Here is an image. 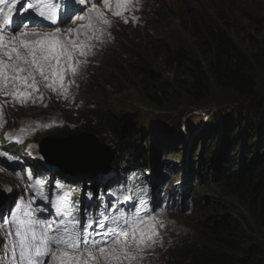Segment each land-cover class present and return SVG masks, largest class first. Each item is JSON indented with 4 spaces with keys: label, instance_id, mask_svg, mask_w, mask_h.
I'll return each instance as SVG.
<instances>
[{
    "label": "rangeland",
    "instance_id": "374dc122",
    "mask_svg": "<svg viewBox=\"0 0 264 264\" xmlns=\"http://www.w3.org/2000/svg\"><path fill=\"white\" fill-rule=\"evenodd\" d=\"M52 2L57 5V16L68 11L65 7L67 0H52ZM120 2L124 5L121 9H117V0H108V7L105 6L104 0L96 4L111 22V26L107 28L111 38L105 35L102 43L95 42L96 46L92 49L95 54L88 55L87 63L80 66L75 83L69 88L68 99H64L59 90L53 92L45 87L46 82L39 84L38 93H33L35 104L29 99L22 105L13 101L12 97L0 94V109L4 116L0 126V147L4 146L6 138L9 140L13 137L21 140L20 147L23 146V151H18L16 155L19 162L12 157L6 158L9 157L8 155L0 154V189L7 197L6 204L0 209V215L7 213L4 208L8 210L22 200L25 202L33 200L34 195L29 190L32 181L27 176L29 167L37 172L43 170L50 177L63 176L62 178L66 180L70 176L77 183L73 175L52 171L50 165L44 164L48 157L66 164L70 160L69 155L50 153L48 150L43 153L39 142L46 134L58 136V133L65 129L82 132L83 121L78 116L80 107L94 101L100 102L104 98L105 103L112 105V111L116 115L130 113L140 119L144 118L141 126L146 128L145 136L151 139L152 145L148 148L144 141V148L133 153L136 161L144 158V154L150 149L146 161L148 167H154L153 169L159 173L166 172L168 177L165 178V183L171 181L173 188L187 191L195 198L196 204L194 203L193 209L188 213L157 214L166 225L163 229H159L158 243L153 248L142 251L137 259L131 262V264H153L164 256L166 249L177 237L193 236L204 240L205 234H211L213 231L210 228L215 227L224 214L221 212V202L225 201L231 209L247 213L236 199L224 198L226 192H230L225 187V183H219L217 172H215L216 181H211V177L201 174V169L208 171L209 168L205 165L200 169V163L192 162L190 159L203 155L206 146L208 148L211 144L207 137L208 128L214 137L219 138L215 128L222 129V133L224 128L236 129L240 119L236 116L243 111L248 110L249 114L254 113L255 116L264 112V75L260 73L258 77L252 79L255 84L252 87V94L247 91L235 92L220 86L210 76L208 85L202 93H205V96L198 99L191 96L188 90L187 82H190V79L184 72L187 71L189 61L185 58L176 62L174 58L177 52L186 51L189 56L202 60L205 66L207 65V53L200 50L201 40L196 38L208 29H215V25L208 22L211 18L224 27L239 45L249 51L260 47L264 40V0H120ZM91 6L92 3L85 0L84 5L77 6L83 8V11H74L72 19H65L63 16L62 21L56 24L35 16L30 19L28 29H16V32L25 30L54 32L59 27L61 33L68 36V29H77L80 25L89 23L88 19L80 20L76 17L83 16ZM7 7L10 5L5 6V9ZM118 10L121 12L119 16L114 14ZM125 18L128 20L127 23L124 22ZM186 19L188 22L185 23ZM3 34L15 33L5 31ZM69 38L76 39L75 33ZM80 39L87 42L84 36ZM142 62L154 68L160 77H166V80L176 87L171 99L162 107H152L140 102L139 95H136V90L132 87V82L135 80L140 82L141 78L136 79L130 70L133 68L132 65H139ZM69 78H71L70 74L66 79ZM58 85L59 82L55 86L58 88ZM37 122L41 125L53 126L48 127L47 132L41 134L45 128L32 131ZM215 125H220L222 128ZM22 128L26 130L24 133L20 131ZM106 139L112 140L109 136H106ZM183 139L184 146L179 148L178 145L183 144ZM170 145L176 146L175 150L178 154L171 153V149H167ZM156 160L164 164L158 168ZM229 163V161L223 163L222 167L232 170L235 165ZM137 165L141 170L144 168L143 165L138 163ZM17 172L21 173L23 179L15 176ZM209 172L214 173V168H210ZM150 177L154 181L155 176L152 174ZM37 181L40 183L36 184ZM36 182L34 184L38 185V189L43 187L39 178ZM206 182L208 185H205ZM80 185L82 186L81 183ZM53 186L51 183V187ZM35 193L32 207L36 201L47 202L44 195L39 196L37 192ZM58 197V195L54 196V202L50 203L49 212L53 215H55L54 204L58 202ZM9 215L10 211L7 219ZM47 220L51 218L48 216ZM247 232H250L254 239L260 237L259 232L253 233L251 229ZM5 238V233L0 231V254L5 250ZM7 251L9 252L8 249ZM45 264H50V258ZM124 264L129 262L124 261Z\"/></svg>",
    "mask_w": 264,
    "mask_h": 264
},
{
    "label": "snow or ice",
    "instance_id": "6c2138e0",
    "mask_svg": "<svg viewBox=\"0 0 264 264\" xmlns=\"http://www.w3.org/2000/svg\"><path fill=\"white\" fill-rule=\"evenodd\" d=\"M104 3L106 7L109 6L108 0H104ZM84 4L85 0H67L65 7L68 11L63 12L65 19H72L74 11H83V8L77 6ZM8 5L10 7L5 11V6ZM123 7L120 0H117V9ZM29 13L32 14L31 17ZM14 14L20 15L19 22L14 20ZM114 14L119 16L121 12L118 10ZM35 16L56 24L57 5L52 0H0V26H3L0 28V94L10 96L13 101L22 105L29 99L35 104L33 93H38L39 84L45 82V87L53 92L59 90L60 95L68 99L69 88L75 83L80 66L87 63L88 55L95 54L92 51L96 46L95 42L102 43L105 35L111 38L107 32L111 22L97 8L96 3H92L83 16L76 17L80 20L88 19L89 23L80 25L77 29H68V36L63 35L59 27L54 32H16V29H12L15 34H2L14 23L17 28L28 29L30 25L25 21ZM124 22H128L127 18ZM72 33H75L76 39L69 38ZM81 36L86 37L87 42L82 41ZM69 74L71 78L66 79ZM57 82L58 88L55 86ZM2 122L3 112L0 109V126ZM51 126L53 125H41L37 122L32 131ZM20 131L24 133L26 130L22 128ZM15 176L23 179L19 172ZM27 176L32 180L30 170ZM34 188L35 184L29 185V190ZM133 200L131 195L123 196L124 203ZM34 201L35 195L32 201H20L10 212L8 220L0 222V231L6 237L4 247L10 253V264H45L49 258L50 264H124V261L131 264L142 251L151 249L158 243L159 229L166 226L157 215H149L141 201L139 206L132 204L136 213L130 219L122 217L123 227L119 231L109 227L103 233L109 239L97 240L89 229L93 224L105 228L104 221L88 220L82 225L74 215V211L78 209H72L68 205L66 196L54 204L55 215L51 220L37 218V210L32 207ZM141 211L144 213L143 217L139 215Z\"/></svg>",
    "mask_w": 264,
    "mask_h": 264
},
{
    "label": "trees",
    "instance_id": "16d2710c",
    "mask_svg": "<svg viewBox=\"0 0 264 264\" xmlns=\"http://www.w3.org/2000/svg\"><path fill=\"white\" fill-rule=\"evenodd\" d=\"M211 20L215 29H209L196 38L201 40L200 50L207 53V65L202 60L189 56L186 51L177 52L174 58L176 62L185 58L189 61L187 71L184 72L190 79L187 82L189 94L198 99L205 96L202 93L210 76L220 86L252 94V87L255 85L252 79L260 73L264 75V40L260 47L249 51L239 45L215 19ZM132 67L131 73L136 79L141 78L140 82H132L140 102L152 107H162L171 99L176 87L166 77H160L154 68L143 62ZM108 105L110 104L105 103L104 98L100 102L86 104L78 112L83 121L82 132L65 129L58 136L64 137L71 133L78 136L85 132L98 136L101 142L106 141V136L111 137V145L114 147L111 163L118 170L123 162H134L127 159L132 151L143 149L144 141L149 146L152 141L145 136L146 128L141 126L144 118L140 119L130 113L116 115L112 111V105ZM257 114L259 116L249 114L248 110L243 111L236 116L240 118L236 129L224 128L223 134L222 129L215 128L222 135L221 144L216 142L215 137L212 138V148L200 157L202 163L210 158L219 173L221 161L236 164L233 170L227 169L222 175L218 174L220 178H217L219 183H225L230 192H226L224 198L236 199L247 213L231 209L225 201L221 202V212L225 215L222 214L217 225L210 228L213 231L211 234H205L204 240L178 239L175 246L167 252L166 260L158 264H264V112ZM225 146V153H217L216 150L220 149L222 152ZM213 147L216 150L213 151ZM229 148L232 155L227 150ZM218 155L221 156L217 157ZM147 159L144 156L139 163H144ZM214 179L216 181V175ZM249 229L253 233L259 232L260 237L252 238L251 233L247 232Z\"/></svg>",
    "mask_w": 264,
    "mask_h": 264
},
{
    "label": "water",
    "instance_id": "95a60500",
    "mask_svg": "<svg viewBox=\"0 0 264 264\" xmlns=\"http://www.w3.org/2000/svg\"><path fill=\"white\" fill-rule=\"evenodd\" d=\"M44 148L50 153L58 152L68 154L70 160L60 163L63 169L75 173L83 181L92 180L97 173H107L110 170L112 150L105 143L89 133L79 136L68 135L64 138L50 137L45 140ZM6 196L0 191V207L4 204Z\"/></svg>",
    "mask_w": 264,
    "mask_h": 264
},
{
    "label": "bare ground",
    "instance_id": "6f19581e",
    "mask_svg": "<svg viewBox=\"0 0 264 264\" xmlns=\"http://www.w3.org/2000/svg\"><path fill=\"white\" fill-rule=\"evenodd\" d=\"M142 17V16H141ZM189 146V145H188ZM221 155H218L217 157H220ZM126 162V161H125ZM211 163V162H210ZM212 164V163H211ZM122 165H124V163L122 164ZM212 165H214V168H215V164H212ZM150 169H152V168H150ZM121 177H125V178H127V173H125L123 176L121 175ZM165 188L167 189V190H170V189H173V187L170 185V184H168V185H165ZM194 203L196 204V202H195V198H194V196H191L189 199H188V201H187V208H186V211H187V209H189L188 210V212H190L192 209H193V207H194Z\"/></svg>",
    "mask_w": 264,
    "mask_h": 264
}]
</instances>
